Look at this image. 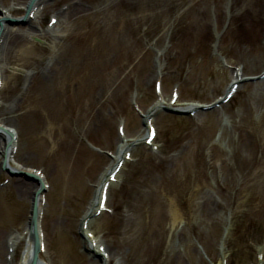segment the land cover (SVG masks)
Instances as JSON below:
<instances>
[{
    "label": "rangeland",
    "instance_id": "rangeland-1",
    "mask_svg": "<svg viewBox=\"0 0 264 264\" xmlns=\"http://www.w3.org/2000/svg\"><path fill=\"white\" fill-rule=\"evenodd\" d=\"M47 1L53 11L71 5L85 12L60 26L58 34L69 40L57 49L28 37L13 50L3 65L10 80L1 86L0 109L15 92L26 89L28 103L41 90L63 89L62 78L76 64L92 75L91 105L69 121L62 109L0 115L14 130L13 157L21 161L11 174L0 160V259L6 261L4 236L27 221L31 209V199L18 198L13 185H30L24 173L37 171L45 186L40 255L47 264H102L101 253L82 244L83 223L95 219L90 231L100 243L115 245V231L124 229L123 240L130 241L120 220L125 204L146 199L172 207V197L164 195L168 186L180 194L183 217L165 223L159 249L163 244L173 255L165 264H264V0H146L137 6L132 0ZM4 2L19 9L4 22L13 31L41 32L55 22L48 10L30 26L24 19L28 0ZM192 4L204 9L205 24L184 26ZM4 11L0 6V15ZM57 51L47 80L33 75ZM232 84L226 103L200 108L222 101ZM155 102L162 106L153 108ZM189 103L197 108L182 111ZM149 129L155 136L147 144ZM119 157L104 206L86 218L105 170ZM7 204L14 225L5 218ZM123 253V264H135L136 255L128 258L131 244Z\"/></svg>",
    "mask_w": 264,
    "mask_h": 264
},
{
    "label": "bare ground",
    "instance_id": "bare-ground-1",
    "mask_svg": "<svg viewBox=\"0 0 264 264\" xmlns=\"http://www.w3.org/2000/svg\"><path fill=\"white\" fill-rule=\"evenodd\" d=\"M144 1L146 0H132V5L134 3L137 6L144 3ZM32 2L33 3L29 7H27L28 15L32 14L31 16L26 17L27 22L30 26H34L35 20L37 18L43 17L46 11L51 10V12H55V14L53 15V19L55 20V22L49 29L41 32L39 30L33 31L29 28L23 31H13L11 28L6 27V25L2 24L1 20L9 16V14H18L19 9L15 8L10 3H5L4 0H0V6H2L5 10L0 15V80L2 76L4 81L3 85H1L2 82L0 81V89L3 86L7 85L5 80L9 79L7 72H5L3 68V65L9 64V60L15 48L25 45L28 37H38L42 40L48 41L52 44L53 48L57 49V47H59L60 45H64L67 40H69L68 36H61L58 34V29L60 28V26L70 23L75 19V17H78L85 12L83 9L71 5L65 7V9H61L60 11H53V5L48 4L47 0H32ZM118 2L120 1L117 0V3ZM200 6L199 4H192V6L190 7L191 16L188 18L190 20L185 21L184 26L193 22H201V20L202 22H204L203 24L206 23L205 21H203V17L205 14L204 9ZM58 55L59 53L57 51V53L54 55L55 59L53 58V61L49 59L50 61H48L46 65H40L39 67L35 66L33 68V70H35V73L33 75H41V80H47L46 78L49 76L50 71L56 67V60L58 58ZM79 67L80 66L77 64L76 66L71 67L69 69L70 71L68 70L69 73L65 77V81L62 78L61 87L63 89L60 90L59 88V90L54 91V94L53 92L48 93L44 90H41L31 97L30 101L28 102L29 104L26 102V89L23 90L20 94H17L15 92V94L11 96V104L6 106L5 108L0 109V115L20 116V114L18 113H20V110H23L22 116H28L32 114V111H34V114H41V112H46V110L62 109L63 111H65L67 117H69L67 121H69V119L72 120L78 118L82 107L84 106V108H88L89 105H91V93L94 88L93 84V88L91 87L92 79L91 77H89V71L84 72ZM148 74L149 76L155 77L152 69ZM235 79H238L236 75ZM29 85L30 84H28V86ZM232 85L227 88L228 92H231L233 90ZM46 104L48 106H46ZM160 106H162V103L155 102L153 108H158ZM193 109H196L194 105L187 104L186 108H182L181 110L191 111ZM39 118L40 116H38V119ZM16 145L17 139L15 133H12L10 127H8L5 123L3 124L0 122V160L3 161L4 157H6V159H8V167L13 171L20 170L18 169L17 165H21L20 159L16 160L13 157L14 151L16 150ZM121 161L122 158H116V160L112 163V166L105 170L104 176L106 179L98 183L96 192L94 193V198L86 208V218L95 216L98 210L101 209L102 204H100V201L104 194H106L105 191H107V188L110 185V177H113L114 173L116 172V167ZM29 172L32 173V171ZM39 182L43 183L44 185L43 177H41V179L39 178ZM13 187L15 188V192L18 198L26 199V196H28L31 199L30 205L33 206L34 204L37 208L38 218L37 222L34 223L30 217V214H28L27 221L20 222L19 224H17V228H13L4 236L3 248L5 250L6 261H4V258H1L0 261H2L3 264H47L39 254L36 262L33 259L34 246L31 234L34 224L36 226V235L38 236L39 246L41 248L40 250L41 252L45 250V236L43 235L42 226L44 211L41 207L43 201H45V197L36 194V191L39 188L38 181H32V183L29 185L27 183L24 184L20 180L17 181L15 185H13ZM164 195L172 197V207L166 206L164 203L163 205L157 207L156 202L152 203L150 201H147L146 199H143V202L138 205H135V203L133 202H130V204L128 205L125 204V210L123 209L121 211L120 220L125 224V226L129 228L130 232L132 233V238L130 239V241L124 242V229L115 231L117 235V243H115V245L100 243L99 239H96L95 234L90 231L92 229L91 223H94L95 219L94 221L87 220L80 228V234L84 240L82 243L84 248L92 253H95V251L96 253H101L100 255L102 256V264H123L124 259L122 260V257L124 256V253L122 254V249L127 243L131 244V249L132 251H134V253L128 256V258L132 261L136 255L135 264H165L168 259H170V261H173V255L167 253V249H164L163 244L162 250L159 249V245L164 232L167 230L165 229V223L167 219L174 221V223L182 220L181 218L183 216L181 211H183V209L181 207V203H179L180 200L178 199V197H180V194L178 190L176 191V193H173L171 192L170 186H168L166 192H164ZM200 206L202 208V205ZM169 207V210L172 211L171 216L170 214H168L167 210V208ZM134 208H137L139 212L138 219H136L135 217H131L130 215L133 214L134 216ZM5 209L7 210L5 218L8 217L9 219L7 221L12 225L16 224L14 218L15 213L10 210L11 208L8 206V204L7 206H5ZM1 210L4 209L0 206V211ZM56 222V220L51 221L52 232L57 228ZM86 237L91 238V244L86 243ZM170 237H172V235H170ZM119 238H121L123 241L119 240ZM165 242L167 243V239L165 240ZM15 254H17L16 257ZM118 254H122V256L120 262L115 263V261L113 260L114 257Z\"/></svg>",
    "mask_w": 264,
    "mask_h": 264
},
{
    "label": "water",
    "instance_id": "water-1",
    "mask_svg": "<svg viewBox=\"0 0 264 264\" xmlns=\"http://www.w3.org/2000/svg\"><path fill=\"white\" fill-rule=\"evenodd\" d=\"M32 217H33V222L36 220V208L33 206V210H32ZM32 240H33V259L37 260V253H38V250H39V246H38V240H37V236H36V233H35V226L32 228Z\"/></svg>",
    "mask_w": 264,
    "mask_h": 264
}]
</instances>
